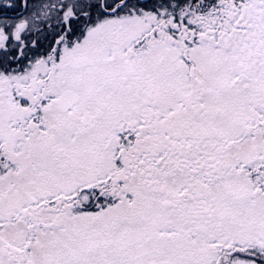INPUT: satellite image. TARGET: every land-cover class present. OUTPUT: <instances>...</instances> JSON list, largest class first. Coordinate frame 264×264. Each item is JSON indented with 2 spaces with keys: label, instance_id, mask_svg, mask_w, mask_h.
Wrapping results in <instances>:
<instances>
[{
  "label": "snow or ice",
  "instance_id": "6c2138e0",
  "mask_svg": "<svg viewBox=\"0 0 264 264\" xmlns=\"http://www.w3.org/2000/svg\"><path fill=\"white\" fill-rule=\"evenodd\" d=\"M0 264H264V0H0Z\"/></svg>",
  "mask_w": 264,
  "mask_h": 264
}]
</instances>
